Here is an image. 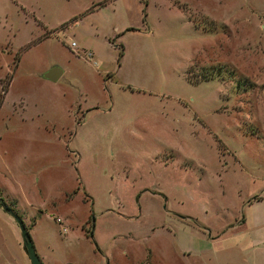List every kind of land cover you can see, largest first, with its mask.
<instances>
[{"label": "rangeland", "instance_id": "1", "mask_svg": "<svg viewBox=\"0 0 264 264\" xmlns=\"http://www.w3.org/2000/svg\"><path fill=\"white\" fill-rule=\"evenodd\" d=\"M2 202L42 264H264V0H0Z\"/></svg>", "mask_w": 264, "mask_h": 264}, {"label": "water", "instance_id": "2", "mask_svg": "<svg viewBox=\"0 0 264 264\" xmlns=\"http://www.w3.org/2000/svg\"><path fill=\"white\" fill-rule=\"evenodd\" d=\"M62 73V69L59 66H51L48 70H46L43 73V77L48 78L50 80H56L60 77ZM0 206L8 212L13 219L15 220L16 224L18 225L20 232H21V237L23 241V250L27 254L30 263L31 264H42L32 241L31 235L29 230L27 229V226L23 219L7 204L1 203Z\"/></svg>", "mask_w": 264, "mask_h": 264}, {"label": "trees", "instance_id": "3", "mask_svg": "<svg viewBox=\"0 0 264 264\" xmlns=\"http://www.w3.org/2000/svg\"><path fill=\"white\" fill-rule=\"evenodd\" d=\"M186 79L192 83H198L199 81L201 80H205V79H208V78H205L204 76H202L200 79H193V78H190L188 76H186ZM259 200V199H258Z\"/></svg>", "mask_w": 264, "mask_h": 264}, {"label": "built area", "instance_id": "4", "mask_svg": "<svg viewBox=\"0 0 264 264\" xmlns=\"http://www.w3.org/2000/svg\"><path fill=\"white\" fill-rule=\"evenodd\" d=\"M73 46H74V42L71 43V47H73ZM84 54H85V57H86L87 59L91 60V56H92V54H91L90 52H87V53H84Z\"/></svg>", "mask_w": 264, "mask_h": 264}, {"label": "crops", "instance_id": "5", "mask_svg": "<svg viewBox=\"0 0 264 264\" xmlns=\"http://www.w3.org/2000/svg\"><path fill=\"white\" fill-rule=\"evenodd\" d=\"M6 91H7V89H6ZM6 91H5V93H6ZM5 95V94H4ZM4 97V96H3ZM2 101H3V98H2ZM25 220V219H24Z\"/></svg>", "mask_w": 264, "mask_h": 264}]
</instances>
